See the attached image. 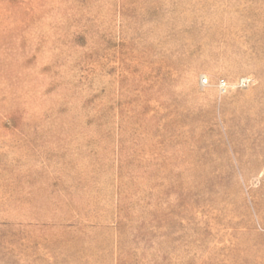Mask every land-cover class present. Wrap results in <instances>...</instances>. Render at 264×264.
<instances>
[{
    "label": "rangeland",
    "instance_id": "rangeland-1",
    "mask_svg": "<svg viewBox=\"0 0 264 264\" xmlns=\"http://www.w3.org/2000/svg\"><path fill=\"white\" fill-rule=\"evenodd\" d=\"M0 264H264V0H0Z\"/></svg>",
    "mask_w": 264,
    "mask_h": 264
},
{
    "label": "built area",
    "instance_id": "built-area-1",
    "mask_svg": "<svg viewBox=\"0 0 264 264\" xmlns=\"http://www.w3.org/2000/svg\"><path fill=\"white\" fill-rule=\"evenodd\" d=\"M245 83H246L245 81H242V84H245ZM220 85H221V87H223V88H224V87H225V82H224V81H222Z\"/></svg>",
    "mask_w": 264,
    "mask_h": 264
}]
</instances>
